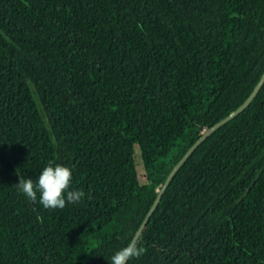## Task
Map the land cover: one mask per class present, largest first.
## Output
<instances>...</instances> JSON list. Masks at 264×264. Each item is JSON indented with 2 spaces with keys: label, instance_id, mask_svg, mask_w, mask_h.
I'll return each mask as SVG.
<instances>
[{
  "label": "trees",
  "instance_id": "obj_1",
  "mask_svg": "<svg viewBox=\"0 0 264 264\" xmlns=\"http://www.w3.org/2000/svg\"><path fill=\"white\" fill-rule=\"evenodd\" d=\"M263 70L264 0H0V264H111ZM49 161L80 201L16 190ZM134 243L127 264H264V81Z\"/></svg>",
  "mask_w": 264,
  "mask_h": 264
},
{
  "label": "clouds",
  "instance_id": "obj_2",
  "mask_svg": "<svg viewBox=\"0 0 264 264\" xmlns=\"http://www.w3.org/2000/svg\"><path fill=\"white\" fill-rule=\"evenodd\" d=\"M73 173L69 166L49 161L33 180L31 177L19 179L16 190L28 199L36 200L44 208H63L66 203L80 201L85 193L79 188H70ZM143 253V248L130 242L115 250L110 256L111 264H127L129 258Z\"/></svg>",
  "mask_w": 264,
  "mask_h": 264
},
{
  "label": "water",
  "instance_id": "obj_3",
  "mask_svg": "<svg viewBox=\"0 0 264 264\" xmlns=\"http://www.w3.org/2000/svg\"><path fill=\"white\" fill-rule=\"evenodd\" d=\"M264 81V70L257 81V83L254 85L252 91L249 93V95L245 98V100L234 110H232L230 113H228L226 116L215 122L213 125L208 127L207 129L204 130V132L188 147V149L184 152V154L180 157V159L173 165L171 170L169 171L168 175L166 176L163 184L161 185L160 189L158 190V193L152 202L151 206L149 207L146 215L144 216L143 220L141 221L138 229L136 230L131 242H134L137 235L141 231L142 227L144 226L146 220L148 219L150 213L153 211L155 208L161 194L165 190L168 182L170 181L171 177L174 175L176 170L179 168V166L185 161V159L190 155V153L193 151V149L203 140L205 139L211 132H213L216 128H218L221 124L225 123L229 119H231L233 116H235L238 112H240L248 103L251 101V99L254 97L260 86L262 85Z\"/></svg>",
  "mask_w": 264,
  "mask_h": 264
},
{
  "label": "rangeland",
  "instance_id": "obj_4",
  "mask_svg": "<svg viewBox=\"0 0 264 264\" xmlns=\"http://www.w3.org/2000/svg\"><path fill=\"white\" fill-rule=\"evenodd\" d=\"M108 232L106 230L102 231L98 236H96L95 238H93L90 242H89V249H91L94 245H96V243L98 242V239L100 238V236L107 234Z\"/></svg>",
  "mask_w": 264,
  "mask_h": 264
}]
</instances>
